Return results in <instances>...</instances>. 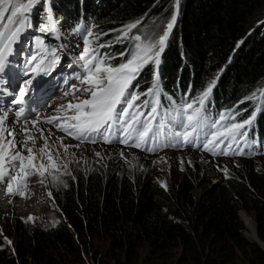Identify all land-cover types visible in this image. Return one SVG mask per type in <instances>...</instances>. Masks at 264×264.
<instances>
[{
  "label": "trees",
  "instance_id": "obj_1",
  "mask_svg": "<svg viewBox=\"0 0 264 264\" xmlns=\"http://www.w3.org/2000/svg\"><path fill=\"white\" fill-rule=\"evenodd\" d=\"M50 2L64 37L72 36L71 29L80 22L115 42L121 30L128 31L126 25L158 16L170 0ZM46 8L38 4L32 10L30 23L35 29L47 22ZM263 8L264 0L183 1L176 23L181 27L180 39L174 38L172 30L160 56L162 111L176 116L178 106L201 93L213 79L207 111L233 108L253 91L264 90V27L261 34L250 30ZM132 31L130 36L145 37ZM120 42V52L132 51L129 48L136 43L134 39ZM154 79L150 64L132 82L141 100L148 98L143 93L150 91ZM177 129L178 125H170L168 130ZM253 132L264 142V113ZM254 164L260 169L243 175L230 167L226 179L216 182L185 172L167 187L152 171L74 172L56 196L65 221L42 227L14 219L16 255L8 251L4 238L8 231L0 232V264H71L81 260L82 251L93 252L94 241L109 243L105 257L93 252L97 264H140L145 244L149 253L144 264H264V251L245 236L251 225L256 231V223L257 238L264 244V158Z\"/></svg>",
  "mask_w": 264,
  "mask_h": 264
},
{
  "label": "snow or ice",
  "instance_id": "obj_2",
  "mask_svg": "<svg viewBox=\"0 0 264 264\" xmlns=\"http://www.w3.org/2000/svg\"><path fill=\"white\" fill-rule=\"evenodd\" d=\"M38 4H41L42 7L47 5V22L37 25L36 31L46 34H55L60 31L61 29H58L54 23L55 17L50 0H0V74L5 73L10 64L9 57L15 54L23 58V75L30 77L21 81L18 88H13L8 92L12 96L10 103L19 107L15 110L0 107V112L3 113L0 116V141L4 139L3 133H7V136L12 138L7 145L0 143V195L24 196L25 190L29 188L30 176L38 174L41 177L40 183L43 184L44 174L48 170L43 159L33 155L32 147L27 146L28 140H32V143L35 144V138L30 135L27 125L31 123L35 126L39 117H29L25 111L24 106L27 101L24 97L26 95L31 97L32 92L35 91V88L32 87V80L35 77L31 74L50 75L60 64L61 53L57 49L49 48L42 37L33 38L37 46V53L28 51L29 44L32 42L30 40H25L19 49H15V45L21 43V37L24 33L32 27L30 23L31 12ZM180 4L181 0H172L171 16L163 30L154 38L143 37L140 34L129 35L132 29H137V26L142 23L141 21L126 25L128 31L121 30L118 41L123 39L136 41L132 51L119 54L121 58L127 57L122 63L112 64L110 59L113 58L99 53L98 49L105 46L97 43L99 36L102 35L99 33L96 34V39L91 41L96 47L90 49L85 46L82 51L71 54L75 60H66V66L72 68L73 64L76 65L73 74H71L72 78L79 80L80 85H83V87L71 85L72 95L79 99L77 93L81 96L88 94V98L75 105H68L69 108L78 110L76 115L70 117L71 120L76 121L72 125L74 131H68V129L58 125L57 127L61 131H66L68 135L81 140V142L86 140L96 142L95 139L91 138L98 136L103 142L111 143L113 127L115 126L120 137H122L119 142L131 147H143L145 151H154L151 145L158 144L163 147L171 146L175 142L178 146L187 144L195 146L200 140L201 132L207 127L215 129V131L211 133L210 139L204 140L203 144L200 145L205 150L210 151L213 155L248 154L240 148L239 138L247 137L248 127L256 119L255 110L248 118L235 121V117L239 113L236 109H227L216 119L209 121L205 105L215 85V79L209 81L201 93L179 105L176 109V116L169 117L167 112L162 111L164 106L160 97L164 93L159 73L160 56L167 46L176 24ZM6 14L7 19H5ZM71 32L73 35L83 38L85 45L89 44L88 38L93 35L91 26L80 22L73 26ZM55 38L60 40L61 36L56 35ZM64 47L66 45L61 46V51ZM74 47L78 48L80 45L74 44ZM149 63L154 66L155 79L150 91L143 93L150 99L141 100V94L136 92L132 82L137 79L144 66ZM0 83L7 84L8 81L0 78ZM67 94L66 91L65 95ZM259 95L260 111H264V90ZM247 99H253V97ZM138 100L139 103L134 104ZM243 102L241 101V103ZM10 110L13 114V120L8 126H5V120L8 118ZM30 111H35V109ZM145 111L147 112L146 116ZM141 116H144L143 120L139 119ZM53 119L55 118H49L47 123H52ZM166 120L168 123H165ZM221 120H227L229 123L220 126L219 121ZM14 123H20L21 127L14 129L11 127V124ZM170 125H178V129L170 132L168 130ZM39 131L43 136L44 130L40 129ZM17 135L22 138L16 140ZM213 141L218 142L213 143ZM16 143H19L21 148L26 149L28 155L25 156L22 151H16L11 156L6 157V150L9 147H15ZM233 144L237 147L233 148ZM209 145L212 146L209 147ZM61 146L64 147L66 154L69 146L63 145L62 141ZM245 146L252 147V144L245 140ZM260 147H264V142H261ZM46 148H48V144L45 140L44 147L38 150L39 153L44 154ZM47 155L53 169L52 179L62 182L54 173L61 167L67 169L68 165L66 163L58 165L52 159L50 152ZM37 159H40L39 167L33 163ZM6 161L15 163L6 166ZM222 170L227 174V168ZM67 174L70 175V173ZM48 195L51 196V193ZM29 219L34 218L29 217ZM9 243L11 242L9 241Z\"/></svg>",
  "mask_w": 264,
  "mask_h": 264
},
{
  "label": "rangeland",
  "instance_id": "obj_3",
  "mask_svg": "<svg viewBox=\"0 0 264 264\" xmlns=\"http://www.w3.org/2000/svg\"><path fill=\"white\" fill-rule=\"evenodd\" d=\"M183 1L184 0H181L180 7ZM172 10V2L170 0L169 5L165 7V11H163L158 16L154 14L147 17L146 19H143L141 21L142 24H139L137 26V29H133L134 31L132 32H140L145 35V37L149 38H151L152 34L158 35L163 30L164 25L170 18ZM180 15L181 14L179 12L176 23L180 21ZM263 27L264 8L257 16V19L254 20L250 29L251 33L254 31L258 33L260 32L261 34L263 33L261 32L263 31ZM180 29L181 27L175 24L173 28L174 38L180 39V36H178ZM56 35L57 33H40L29 28L28 31L25 32L21 37V39H27L34 42L33 53H37V46L35 45V41H33L34 37H42L49 48L57 49L58 52L62 53L60 50L61 41L55 38ZM71 47H74V44L71 45ZM62 60L63 57L61 58V61ZM14 61L15 64L13 65V70H15V72L13 71L12 73V75H14V78L11 80V84L13 88H18L20 86V82L23 80H27L28 76L22 74L23 71L20 69L22 65L17 63L16 60ZM73 72L61 73V75H64L65 77L63 87H59V85H53V91L59 88V91L55 92L54 94H64L69 89L72 90L71 85L75 84L76 81H79L72 78L71 74H73ZM69 76H71L70 79L68 78ZM55 77H57V81L61 76H58L57 74ZM7 86L11 87V85ZM77 86L82 87L83 85ZM8 92L0 93V107L15 110L19 106L10 103L12 100V96L9 95ZM82 97H84V99H87L88 94H85ZM30 98L31 97H29L28 95L24 97L27 103ZM48 104H51V109L55 108V105L52 104V101H49ZM85 111H87V109H85ZM259 112L260 109H258L255 115H257ZM9 114H12L11 110L9 111ZM72 123L75 124L76 121L73 120L72 122L71 119H67V122H65V125H68L69 128L71 127L70 131H74V129L72 128ZM70 137L75 142V144L68 142L67 140L62 142L63 145L69 146L67 148L66 154L64 147L61 146V142H59L56 151L59 156L53 151H45V153L43 154L42 159L48 169L44 174L43 184L40 183L41 177L38 175L35 183L25 190L24 196L20 197L16 195H0V232L3 233L8 231V233H5L4 238L8 243V251L10 253H13V255H16L13 248V235L15 232L14 219H22L24 222L29 223L32 226L41 225L42 227H55L59 224V222L65 221L64 216L59 212L60 210L56 203V196L59 190L66 186L67 179L73 176L74 172L88 173L98 170L108 171L109 169L112 171L125 172L131 170L152 171L156 175V178L161 182V184L167 187L169 183L180 180L183 174L189 171L193 174H200L203 176L204 181H209L214 179L220 180L222 178V167H233L236 170L241 171L243 175H247L250 170L257 171L260 169L259 165L252 162L257 156H251L249 158V161H246V164L242 165L238 164L236 160L220 157L216 159L217 162L220 161L218 164L215 163V161H213L212 159L203 160L202 158L196 157L200 156L196 153L178 154L180 146L172 145L170 147L172 150L167 151V153H164V150L169 148H166L164 150L163 148H160L158 149V151H147L149 154V157H147L143 154H140L139 152L130 153V148H124V151L113 149L106 150L105 148H109L110 146H107L106 142L100 140L98 136H93L91 138L95 139L96 142H91V140L81 142V140L74 139L71 135ZM206 139L210 138H205L202 141L204 142V140ZM77 146L83 147L85 150H82ZM210 146L211 145H209V147ZM142 149L144 150V148ZM171 151L176 154L170 153ZM49 152L54 155L52 159L58 165H63L65 163L68 165L67 169H63L61 167L54 173L58 177L59 181L62 182H57L52 179L51 173H53V169L51 167V164L49 163L47 155ZM97 153H99V155H97ZM121 153H123V155H121ZM181 161H183V163H181ZM69 166H71V169ZM67 173H70V175ZM49 193H51V196L48 195ZM200 193L201 191L199 190L198 194L200 195ZM29 217H32L34 219H29ZM245 236L251 241L259 242L264 248V244H262L257 238L256 231L253 225L250 226V232L245 233ZM9 241L11 243H9ZM94 244L95 250L93 252H97L99 256L105 257L108 251L109 243L107 241H94ZM93 252L89 253V251H82L81 260L73 261L71 264H97L93 257ZM148 253V245L145 244L140 249V264L144 262V260L148 256ZM180 253L181 252L179 251L178 254L180 255ZM179 255L177 256V258L179 257ZM126 261L127 258L125 257L124 262ZM110 264H113V262L111 261ZM238 264L244 263L239 262Z\"/></svg>",
  "mask_w": 264,
  "mask_h": 264
},
{
  "label": "clouds",
  "instance_id": "obj_4",
  "mask_svg": "<svg viewBox=\"0 0 264 264\" xmlns=\"http://www.w3.org/2000/svg\"><path fill=\"white\" fill-rule=\"evenodd\" d=\"M262 91V90H261ZM261 91H258V92H261ZM254 93H256L255 91H253ZM251 93L250 95H249V97H252L253 96V94L254 93ZM247 101H249L248 99H247ZM248 103H250V102H248ZM235 107V106H234ZM251 108H253V107H249V109H251ZM253 110H254V108H253ZM253 110L251 111V113L253 112ZM250 113V114H251ZM250 114H247V113H244L243 114V116H242V120L243 119H245V118H248L249 116H250ZM258 119V117H256V119L253 121V124L252 125H254V122L256 121ZM41 123L40 122H36L35 123V126H33V124H31V123H29L27 126H28V129L30 130V135H32L34 138H35V144H33L32 143V140H28L27 141V146L28 147H32V149H33V155H37L38 157H41L42 158V156H43V154H40L39 153V149L40 148H43L44 147V144H45V140H46V142H47V144H48V148H46L45 149V151H53V152H55V153H57L56 151H57V147H58V145H59V142H61V141H66L67 139L66 138H64L62 135H60L59 133H57V135H58V138L56 137V135H55V132H52V131H50V130H48V129H46V128H36V127H38L39 125H40ZM40 129H43L44 131H43V136H41V133H40ZM4 135L7 137V143H8V141L9 140H11L12 138L11 137H8L7 136V133H4ZM22 137H20V138H18V137H16V140H20ZM68 141V140H67ZM68 142H71V143H73V144H75V142H73L72 140H70V141H68ZM78 147V146H77ZM113 150H121V151H124V148H122V147H117V148H112ZM83 150V149H82ZM85 150V149H84ZM9 151H10V153H15L16 151H22L23 152V154L25 155V156H27L28 155V153H27V151H26V149H23V148H21V145L19 144V143H16L15 144V147H10V149H9ZM131 152H137L138 153V151L136 150V149H130V153ZM170 153H174L173 151H171ZM170 153H168V154H170ZM179 153H196V154H199L200 156H196V157H199V158H202L203 160H209V159H212L213 161H215V163H218L219 164V162H217V158H220V157H223L222 155H213L211 152L209 153V152H207V151H200V150H191V151H186V152H178V154ZM58 154V153H57ZM167 154V155H168ZM174 154H176V153H174ZM203 156H205V157H203ZM262 158H264V156H262L261 158H259V159H262ZM258 159V160H259ZM239 160H242V159H239ZM239 160H236V162L238 163L239 162ZM243 161H246V160H243ZM255 161H257V160H255ZM255 161H252L253 163L255 162ZM25 163H27V161H25ZM33 163H35L36 165H37V167H39V163H40V159H37L36 161H34ZM70 167V169H71V166H69ZM224 168H227V170H229L230 169V167H222L221 168V172H223L222 174L223 175H221L222 176V179L223 178H225V175H227V174H225V172L222 170V169H224ZM72 171V170H71ZM37 176H38V174L37 175H34V176H32V178L30 179V183H35V181H36V179H37ZM226 179V178H225ZM214 182H216V181H218L217 179H214L213 180ZM243 213V212H242ZM245 214V213H244ZM59 224H60V222H59ZM58 224V225H59ZM57 225V226H58ZM56 227V226H55Z\"/></svg>",
  "mask_w": 264,
  "mask_h": 264
},
{
  "label": "bare ground",
  "instance_id": "obj_5",
  "mask_svg": "<svg viewBox=\"0 0 264 264\" xmlns=\"http://www.w3.org/2000/svg\"><path fill=\"white\" fill-rule=\"evenodd\" d=\"M61 72V71H60ZM60 72H57L58 74L60 73ZM57 73H55V74H57ZM55 74L52 76V77H50L49 79H47L46 80V82L45 83H43V82H41V83H36V86H37V89H38V91H40L44 96H47L48 97V92L50 91V87H51V85L53 84V83H60V86H61V82H62V79H59V80H57L56 81V79H55ZM48 82H50V84H48ZM56 96V95H55ZM54 96V97H55ZM47 97H45V98H47ZM4 136V139L2 140V141H0V143H2V144H8L7 143V137L5 136V135H3ZM249 148H251V147H249ZM8 149H10V147L8 148ZM138 164V163H137ZM41 197V196H40ZM246 224V223H245ZM256 232H257V230H256ZM248 233V232H247ZM258 236V235H257ZM257 243H259V242H257ZM260 244V243H259ZM261 246V245H260ZM262 247V246H261ZM264 250V249H263Z\"/></svg>",
  "mask_w": 264,
  "mask_h": 264
},
{
  "label": "water",
  "instance_id": "obj_6",
  "mask_svg": "<svg viewBox=\"0 0 264 264\" xmlns=\"http://www.w3.org/2000/svg\"><path fill=\"white\" fill-rule=\"evenodd\" d=\"M246 214V213H245ZM244 221V220H243ZM246 225V224H245ZM256 225V230H257V235H258V229H257V224H255ZM257 243V242H256ZM259 246H260V244L259 243H257ZM261 247V246H260ZM261 249L263 250V248L261 247ZM264 251V250H263Z\"/></svg>",
  "mask_w": 264,
  "mask_h": 264
}]
</instances>
